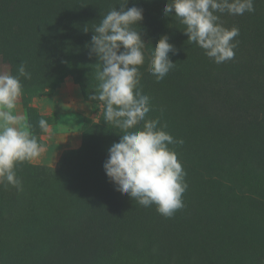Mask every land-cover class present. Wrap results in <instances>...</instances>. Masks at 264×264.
Listing matches in <instances>:
<instances>
[{"label":"rangeland","instance_id":"obj_1","mask_svg":"<svg viewBox=\"0 0 264 264\" xmlns=\"http://www.w3.org/2000/svg\"><path fill=\"white\" fill-rule=\"evenodd\" d=\"M167 2L128 0L126 7L143 9L135 28L146 44L139 71L142 93L150 97L148 117L160 118L165 131L184 141L170 145L188 185L184 207L170 218L115 191L102 167L122 133L91 99L99 61L89 44L100 20L123 0H0V73L18 75L21 63L31 73L20 78L23 95L14 114L21 126L43 145L55 126L77 128L84 137L54 166L38 169L40 181L21 174L42 164L22 163L16 166L22 190L0 184V264H264V0H254V12L220 15L223 26L239 28L235 58L221 64L187 41L174 13L163 15ZM162 36L176 50L169 53L175 67L157 82L149 69ZM66 80L89 110L43 114L40 97ZM110 214L114 236L88 260H49L77 219L89 224Z\"/></svg>","mask_w":264,"mask_h":264},{"label":"clouds","instance_id":"obj_2","mask_svg":"<svg viewBox=\"0 0 264 264\" xmlns=\"http://www.w3.org/2000/svg\"><path fill=\"white\" fill-rule=\"evenodd\" d=\"M127 3L123 0L119 10L112 8L100 20L89 44V55L99 61L98 90L91 99L101 102L105 122L122 133L108 148L102 167L115 191L141 206L155 205L160 215L170 218L184 207L183 194L188 187L186 173L170 145L182 146L184 141L165 131L167 124L160 118L148 117L150 97L142 93L139 71L145 63L146 44L135 28L144 19L143 9L126 7ZM254 10V0H170L162 11L164 16L174 13L184 26L187 41L221 64L235 58L239 28L223 26L220 15ZM175 51L167 36L157 40L149 69L157 82L175 67L169 58ZM21 77L31 79L23 63L18 75L0 73V184L17 190H22V181L16 166L38 163L45 152L28 127L21 126V116L14 114L23 95ZM38 124L43 132L49 131L46 120Z\"/></svg>","mask_w":264,"mask_h":264},{"label":"crops","instance_id":"obj_3","mask_svg":"<svg viewBox=\"0 0 264 264\" xmlns=\"http://www.w3.org/2000/svg\"><path fill=\"white\" fill-rule=\"evenodd\" d=\"M39 106L43 114H50L51 111L67 115L78 112L84 114L89 110V104L83 99L79 89L68 80L53 93L40 97ZM81 143L82 133L77 128L55 126L47 137L45 152L37 164L54 166L63 151L77 148Z\"/></svg>","mask_w":264,"mask_h":264},{"label":"trees","instance_id":"obj_4","mask_svg":"<svg viewBox=\"0 0 264 264\" xmlns=\"http://www.w3.org/2000/svg\"><path fill=\"white\" fill-rule=\"evenodd\" d=\"M83 140L84 137L81 144H83ZM42 167H44L43 164L35 166V168L26 167L23 169L21 176L25 175L26 177H28V181H40L41 177L40 171L38 169ZM107 196L109 198H112V194H108ZM34 197L36 199L37 194ZM126 197L128 196L126 195ZM35 199L32 197L29 200L30 203L32 204ZM28 206L30 205L28 204ZM108 206L109 205L107 204L106 207ZM113 216V214H110L104 216L99 221L96 220L89 224H87V221H84L82 218L77 219V222L73 227L64 229L68 237L64 238L65 242H62L61 244H58L53 248L54 251L49 257V260L51 262H58V259L60 258L69 257L70 261L72 255H74V260L71 262L75 261V263H77L88 260L90 256L95 253V249L97 246L102 245L104 241L110 239L109 235L114 236V234H112V226L110 225ZM87 228L91 229L90 233H88ZM116 228L118 229L119 227ZM159 244L160 243L158 240L154 245ZM170 250L173 251L174 254V249L170 248Z\"/></svg>","mask_w":264,"mask_h":264}]
</instances>
